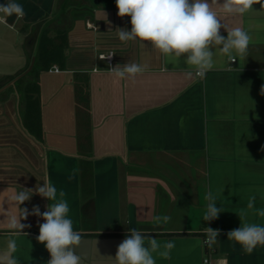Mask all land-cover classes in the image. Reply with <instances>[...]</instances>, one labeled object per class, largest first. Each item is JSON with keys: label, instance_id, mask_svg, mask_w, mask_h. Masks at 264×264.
I'll return each instance as SVG.
<instances>
[{"label": "crops", "instance_id": "crops-1", "mask_svg": "<svg viewBox=\"0 0 264 264\" xmlns=\"http://www.w3.org/2000/svg\"><path fill=\"white\" fill-rule=\"evenodd\" d=\"M16 2L23 15L0 13L10 34L0 33V63L16 64L0 71V82L24 68L27 52L35 49L32 39L47 24L54 23V35L64 7L66 47L62 66L39 76L40 138L23 128L18 99L0 98V220L17 214L12 190L50 182L69 203L81 236L75 251L84 264H107L105 257L115 256L130 229L160 244L156 264H204L205 227L221 231L209 264H264V246L249 254L227 239L240 227L241 211L264 225L258 215L264 209L261 5L243 15L213 6L225 28L241 27L252 40L243 55L217 52L213 68L201 77L185 57L162 54L150 42L121 41L116 29L130 30L131 18L117 15L115 0ZM221 35L227 36L223 28ZM126 63L141 71L124 77L112 71ZM81 72L88 79L90 145L75 116L72 77ZM208 192L223 211L211 222L202 220ZM48 203L33 194L21 207L31 212L38 205L44 212ZM164 215L171 219H153ZM20 222L30 227L0 226V264H47L49 252L36 239L44 221L29 215ZM170 241L174 247H164Z\"/></svg>", "mask_w": 264, "mask_h": 264}, {"label": "clouds", "instance_id": "clouds-1", "mask_svg": "<svg viewBox=\"0 0 264 264\" xmlns=\"http://www.w3.org/2000/svg\"><path fill=\"white\" fill-rule=\"evenodd\" d=\"M119 17L129 16L131 29L117 28L121 41L150 42L160 53L167 54L191 66L198 76H205L215 63L217 52H223L229 57L235 54L246 53L252 37L241 27L225 28L213 6L229 15H243L254 10V5L260 4L264 11L262 0H115ZM104 12V11H103ZM0 13L8 16L23 15V6L16 0H7L0 4ZM107 20V14L104 12ZM227 36L221 35V29ZM118 76L136 74L141 71V66L136 63L116 65L112 68ZM192 72L188 76H192ZM264 94V87L261 89ZM14 192L12 205L17 214L0 220V226H11L19 229L30 227L22 224V219L35 215L44 222L39 224L37 241L44 245L49 252L50 259L47 264H84L81 255L75 251L81 242L79 232L74 230L73 220L69 217L70 206L63 199L64 193L58 192L50 182L35 189H26ZM38 194L49 203L44 212L38 205L32 211L22 208L24 202L29 201L32 195ZM206 199L209 201L202 220L211 222L218 219L221 212L216 206L217 196L208 192ZM253 201L255 197L251 198ZM252 207V204H249ZM240 219V227L230 230L227 239L238 244L244 252L252 253L257 246H264V225L250 222L247 213H236ZM258 215L264 217V209L258 210ZM154 221L168 222L170 216H155ZM206 243L209 246L217 243L221 231L205 227ZM160 244L156 239L145 236L138 229H130L126 238L118 245L115 256L105 257L107 264H156L154 253H157ZM164 247L171 249L173 242H167ZM166 255V253H160ZM10 264H15L11 261Z\"/></svg>", "mask_w": 264, "mask_h": 264}, {"label": "trees", "instance_id": "trees-1", "mask_svg": "<svg viewBox=\"0 0 264 264\" xmlns=\"http://www.w3.org/2000/svg\"><path fill=\"white\" fill-rule=\"evenodd\" d=\"M66 19L64 7L61 12H59V16L55 22L57 27L55 28L54 35H49L51 29L55 27L54 23L53 26L52 24H47L41 31L31 68L27 70L31 62L33 49L26 54L27 60L24 68L14 75L5 76L1 82V84L5 83L24 72L14 84V89L18 93L19 109L22 118L21 124L26 131L34 132L38 138H40L38 135L42 133L39 76L41 72L47 71L54 64H58L60 67L62 66L65 58L64 50L66 47ZM36 39L37 35L32 39V47L36 42ZM72 80L74 85L75 116L77 125L82 126L87 132H89V88L87 75L82 72L75 73L73 74ZM90 136V132L85 133L83 136L89 145L91 141ZM80 137L79 134V139Z\"/></svg>", "mask_w": 264, "mask_h": 264}, {"label": "flooded vegetation", "instance_id": "flooded-vegetation-1", "mask_svg": "<svg viewBox=\"0 0 264 264\" xmlns=\"http://www.w3.org/2000/svg\"><path fill=\"white\" fill-rule=\"evenodd\" d=\"M39 38V35L36 39V42L34 43L35 47L37 45V40ZM37 48V47H36ZM31 62H30V65L29 67L27 68V70H29L31 68ZM24 72H22L23 74ZM22 74H19L17 76H15L13 79L5 82V83H2L0 82V98H9L11 95H14L17 99H18V93L17 91L14 89V84L16 82V80L22 75ZM14 80V81H13ZM11 81H13V83H10ZM10 89V90H9ZM19 111V115H20V109H18ZM19 119L21 120L20 116H19Z\"/></svg>", "mask_w": 264, "mask_h": 264}, {"label": "rangeland", "instance_id": "rangeland-1", "mask_svg": "<svg viewBox=\"0 0 264 264\" xmlns=\"http://www.w3.org/2000/svg\"><path fill=\"white\" fill-rule=\"evenodd\" d=\"M0 33H2L3 35H6V36H3V37H7V36H10V34H9V31L6 29V27L5 26H3L2 24H0ZM3 37H1L0 38V49L1 50H4V48H3V46H4V44L2 43V39H4ZM24 42V39L23 38H21L20 39V47H22V43ZM21 49V48H20ZM18 56V55H17ZM3 64V65H2ZM16 66V64L15 65H12L11 63L9 64V63H0V71H4L5 69H13L14 67Z\"/></svg>", "mask_w": 264, "mask_h": 264}, {"label": "built area", "instance_id": "built-area-1", "mask_svg": "<svg viewBox=\"0 0 264 264\" xmlns=\"http://www.w3.org/2000/svg\"><path fill=\"white\" fill-rule=\"evenodd\" d=\"M111 58V54H107L106 55V59H110ZM207 237L205 236L204 238V243H205V249H206V255L203 258V263L204 264H209L210 262V257L211 255L214 253L215 249L213 246H209L205 241H206Z\"/></svg>", "mask_w": 264, "mask_h": 264}, {"label": "water", "instance_id": "water-1", "mask_svg": "<svg viewBox=\"0 0 264 264\" xmlns=\"http://www.w3.org/2000/svg\"><path fill=\"white\" fill-rule=\"evenodd\" d=\"M37 43H38V40H37ZM36 47H37V45H36ZM36 47H35V49H34V52H33L32 58H31V64H32V62H33V60H34V56H35V52H36ZM13 81H14V80H13ZM13 81H11L10 83H13Z\"/></svg>", "mask_w": 264, "mask_h": 264}]
</instances>
